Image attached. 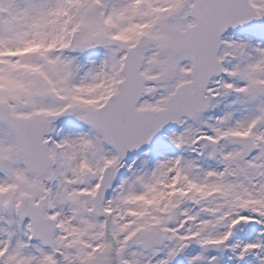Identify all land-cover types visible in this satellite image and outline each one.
Wrapping results in <instances>:
<instances>
[{
    "label": "snow or ice",
    "instance_id": "6c2138e0",
    "mask_svg": "<svg viewBox=\"0 0 264 264\" xmlns=\"http://www.w3.org/2000/svg\"><path fill=\"white\" fill-rule=\"evenodd\" d=\"M0 264H264V0H0Z\"/></svg>",
    "mask_w": 264,
    "mask_h": 264
}]
</instances>
